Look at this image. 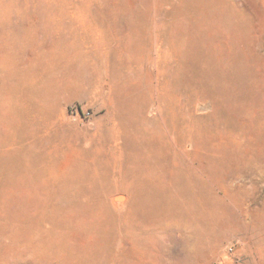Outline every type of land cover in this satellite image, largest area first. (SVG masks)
<instances>
[{
    "label": "rangeland",
    "instance_id": "rangeland-1",
    "mask_svg": "<svg viewBox=\"0 0 264 264\" xmlns=\"http://www.w3.org/2000/svg\"><path fill=\"white\" fill-rule=\"evenodd\" d=\"M0 264H264V0H0Z\"/></svg>",
    "mask_w": 264,
    "mask_h": 264
},
{
    "label": "bare ground",
    "instance_id": "bare-ground-1",
    "mask_svg": "<svg viewBox=\"0 0 264 264\" xmlns=\"http://www.w3.org/2000/svg\"><path fill=\"white\" fill-rule=\"evenodd\" d=\"M116 200H118V201H122L123 199H122L121 196H117V197H116Z\"/></svg>",
    "mask_w": 264,
    "mask_h": 264
}]
</instances>
